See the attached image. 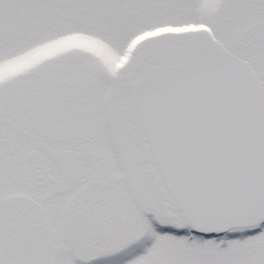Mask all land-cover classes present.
I'll return each mask as SVG.
<instances>
[{
    "label": "snow or ice",
    "instance_id": "6c2138e0",
    "mask_svg": "<svg viewBox=\"0 0 264 264\" xmlns=\"http://www.w3.org/2000/svg\"><path fill=\"white\" fill-rule=\"evenodd\" d=\"M0 264H264V0H0Z\"/></svg>",
    "mask_w": 264,
    "mask_h": 264
}]
</instances>
